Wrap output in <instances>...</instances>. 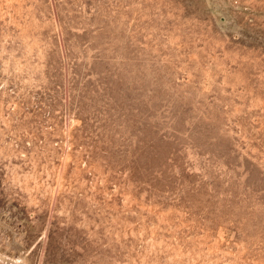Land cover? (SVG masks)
I'll use <instances>...</instances> for the list:
<instances>
[{
  "label": "rangeland",
  "instance_id": "rangeland-1",
  "mask_svg": "<svg viewBox=\"0 0 264 264\" xmlns=\"http://www.w3.org/2000/svg\"><path fill=\"white\" fill-rule=\"evenodd\" d=\"M0 264H264V0H0Z\"/></svg>",
  "mask_w": 264,
  "mask_h": 264
}]
</instances>
